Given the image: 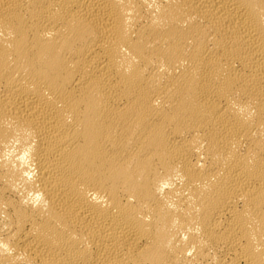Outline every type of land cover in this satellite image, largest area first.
<instances>
[{
  "label": "bare ground",
  "instance_id": "6f19581e",
  "mask_svg": "<svg viewBox=\"0 0 264 264\" xmlns=\"http://www.w3.org/2000/svg\"><path fill=\"white\" fill-rule=\"evenodd\" d=\"M0 264H264V0H0Z\"/></svg>",
  "mask_w": 264,
  "mask_h": 264
}]
</instances>
